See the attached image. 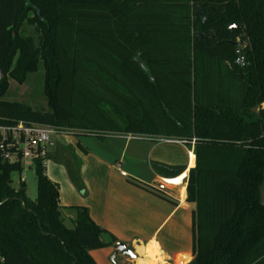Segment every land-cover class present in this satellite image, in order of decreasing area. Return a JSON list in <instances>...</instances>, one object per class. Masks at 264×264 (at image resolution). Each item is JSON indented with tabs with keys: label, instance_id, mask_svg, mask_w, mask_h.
Listing matches in <instances>:
<instances>
[{
	"label": "trees",
	"instance_id": "obj_1",
	"mask_svg": "<svg viewBox=\"0 0 264 264\" xmlns=\"http://www.w3.org/2000/svg\"><path fill=\"white\" fill-rule=\"evenodd\" d=\"M186 1L192 5L180 15L179 0H0V125L195 138L189 264H264V0ZM25 24L38 42L21 35ZM173 46L182 51L170 61ZM208 63L226 68L235 102L220 93L206 100ZM41 67L51 111L5 99L10 79L23 84ZM159 75L173 82L175 95L161 89ZM63 88L81 103L80 114L61 101ZM18 156L10 163L0 148L3 264H97L91 252L118 239L87 207H75V228L65 225L60 189L43 159L31 202L25 182L13 186V173L22 171ZM62 160L80 182L76 157Z\"/></svg>",
	"mask_w": 264,
	"mask_h": 264
},
{
	"label": "crops",
	"instance_id": "obj_2",
	"mask_svg": "<svg viewBox=\"0 0 264 264\" xmlns=\"http://www.w3.org/2000/svg\"><path fill=\"white\" fill-rule=\"evenodd\" d=\"M135 135L144 143L141 147L139 145L131 160L146 164L147 180L138 174V170L136 178L124 172L126 164L120 168L107 166L106 169H95L90 185V216L97 225L128 247L143 248L148 256L160 254V262L163 260L166 264H189L194 258L195 206L186 202L187 180L190 170L196 166V143L185 144L181 138L175 137ZM194 155L195 165L191 167ZM179 180L182 182L177 186ZM116 245L92 251L91 256L97 264H108V257L116 252Z\"/></svg>",
	"mask_w": 264,
	"mask_h": 264
},
{
	"label": "rangeland",
	"instance_id": "obj_3",
	"mask_svg": "<svg viewBox=\"0 0 264 264\" xmlns=\"http://www.w3.org/2000/svg\"><path fill=\"white\" fill-rule=\"evenodd\" d=\"M195 2L204 3L206 0H196ZM178 5H180L178 11L181 15L190 8L192 3L190 4V2H187L186 0H179ZM181 32L182 27L177 29V33L175 34L176 37ZM21 35L36 39L38 42L36 29L32 25L25 24L21 30ZM180 51H182V47L180 46L167 48V55L171 58L170 61H173L175 54ZM173 67L174 64L169 65L170 69ZM205 73L206 79L208 80L205 81L206 83H204L203 86L206 100L214 101L217 99V97H215L216 93H220V97L234 101V98H232V88L230 89L227 85L225 67H220L215 63H208ZM158 78L160 80L161 89L166 94L175 95L176 89L175 85L172 84L173 82L162 75H159ZM213 79L219 80L221 85L215 86L212 81ZM5 99L25 103L35 110L51 111V106L44 86L43 67H41L38 72L28 75L27 80L23 84L18 83L14 79H10V89ZM61 101L66 108L72 107L70 109H75L80 114L81 103L72 99L65 88L62 89ZM157 116L160 118L159 114H157ZM68 122L70 123L72 121ZM162 126L167 127L168 125L163 121ZM69 127L70 126L62 125V127L57 128L60 131H64V133H59L52 137L53 144L49 147L48 155L44 159V169L48 178L59 186L60 204L63 205L62 215L65 225L68 228L73 229L75 228V220L77 218V210L75 207L83 205L88 208L89 206L92 188L90 185L92 183L95 169L97 170L101 167L106 169L107 166L118 168L120 165L126 164L127 167H125L124 172H129L130 176L136 178L135 175L138 170V174L145 180H147L149 172L145 163H135L131 160V156L139 148V145L141 147V143H144L139 140L137 135H129L127 133L114 134L115 132L112 131H95L77 126ZM131 137H134L135 140L128 139ZM177 138L180 139L181 136ZM181 139L188 142L190 141L189 138L186 137ZM71 155H74L79 162L80 182H74L71 179L67 166L62 160V157L67 158ZM141 157L144 158V154H142ZM36 169V162L24 160L22 163V171L15 172L12 175L13 186L15 188L19 187L21 181L25 182L26 194L31 202H35L38 196ZM132 169L133 171H130ZM181 182V180L177 181L176 183H179L177 186H180ZM163 183L167 184L166 182ZM103 238L105 241L111 240L109 234H105ZM129 249L135 252L137 259H131L121 253L115 257L116 252H113L108 257V264H136L139 258L150 260L152 256L157 257V264H166L163 260L160 262L158 258L160 254L148 256L145 255L143 251L142 256L139 254V249L132 247H129Z\"/></svg>",
	"mask_w": 264,
	"mask_h": 264
},
{
	"label": "built area",
	"instance_id": "obj_4",
	"mask_svg": "<svg viewBox=\"0 0 264 264\" xmlns=\"http://www.w3.org/2000/svg\"><path fill=\"white\" fill-rule=\"evenodd\" d=\"M64 131L58 130L56 127L42 125L36 123H27L20 121L13 124L0 125V148L4 153V157L10 163L19 160L21 153V163L24 160L36 162L45 159L48 155V149L52 146V137ZM134 138V137H131ZM169 142H180L176 140H167ZM196 143V139L189 141ZM183 140L182 143H189ZM4 143L6 146H4ZM4 263V258L0 254V264Z\"/></svg>",
	"mask_w": 264,
	"mask_h": 264
},
{
	"label": "water",
	"instance_id": "obj_5",
	"mask_svg": "<svg viewBox=\"0 0 264 264\" xmlns=\"http://www.w3.org/2000/svg\"><path fill=\"white\" fill-rule=\"evenodd\" d=\"M230 29L231 30L237 29V25L235 23H232L231 26H230ZM115 249H116L115 257L119 253H121L124 256L130 257L131 259H137V255L135 254V252L133 250L129 249V247L126 244H124V243H118L116 245Z\"/></svg>",
	"mask_w": 264,
	"mask_h": 264
},
{
	"label": "bare ground",
	"instance_id": "obj_6",
	"mask_svg": "<svg viewBox=\"0 0 264 264\" xmlns=\"http://www.w3.org/2000/svg\"><path fill=\"white\" fill-rule=\"evenodd\" d=\"M143 248L139 249V254H141L143 256ZM158 259L157 257L152 256V258H150V260H145L143 258H139L136 262V264H157Z\"/></svg>",
	"mask_w": 264,
	"mask_h": 264
}]
</instances>
